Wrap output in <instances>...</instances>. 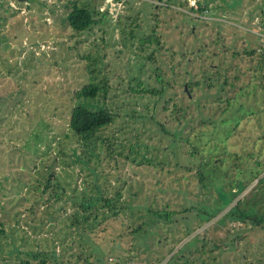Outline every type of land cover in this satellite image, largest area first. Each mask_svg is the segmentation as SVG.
Returning a JSON list of instances; mask_svg holds the SVG:
<instances>
[{
  "label": "rangeland",
  "instance_id": "rangeland-1",
  "mask_svg": "<svg viewBox=\"0 0 264 264\" xmlns=\"http://www.w3.org/2000/svg\"><path fill=\"white\" fill-rule=\"evenodd\" d=\"M66 1L0 0V264L26 258L24 248L52 245L42 233L46 222L58 221L60 226L72 211H89L91 207L73 203L72 197L81 191L97 196L99 188L104 194L120 189L123 217L139 227L135 234L145 243L153 242L150 234L160 237L159 264H180L169 251L179 246L176 253L183 254L187 264H264V225L221 217L235 200L244 204L258 199L252 212L264 211V56L259 54L264 51V0H125L114 6L105 3V8L99 0H75L107 9L99 21L79 32L64 19ZM198 4L206 8L199 11ZM195 43L204 49L193 52ZM248 48L250 54L244 52ZM234 65L236 74L229 69ZM201 69L211 76L215 69L225 71L232 81L225 90L237 96L243 110L233 113L236 123L225 121L207 134L209 142L202 132L211 127L197 117H215L221 100L216 88L202 85L207 74H199ZM157 72L162 93L155 90L161 87ZM91 74L104 79L105 95L77 96L76 89ZM194 79L200 84H191L186 97L178 83L186 88ZM142 86L155 92L138 91ZM76 102L105 106L113 113L92 146L95 153L103 152L104 138L109 139L111 156H82V145L67 127L70 106ZM173 103L184 107L181 118L175 116L179 112L171 113ZM199 104H204L200 112ZM171 130L181 137L201 136L203 168L219 158L213 182L199 187L195 166H184L194 159L183 140L174 150V162ZM214 143L215 150L208 151ZM72 147L76 159H71ZM59 148L65 153H57ZM46 177L60 185L59 200L44 198ZM155 208L163 214L156 219L157 229L146 220ZM203 209L215 214L206 219ZM65 233L67 240L75 236ZM105 241L91 244L86 264H105ZM211 243L216 246L210 248Z\"/></svg>",
  "mask_w": 264,
  "mask_h": 264
},
{
  "label": "trees",
  "instance_id": "trees-1",
  "mask_svg": "<svg viewBox=\"0 0 264 264\" xmlns=\"http://www.w3.org/2000/svg\"><path fill=\"white\" fill-rule=\"evenodd\" d=\"M99 2L101 3L102 0H99ZM98 2V3H99ZM125 3V0H124ZM198 3V2H197ZM64 7H67L68 9H66V12L64 14V19L66 20V23L68 24V26L74 30V31H82L85 29L90 28V26L92 24H95L97 21H99L103 15V13L107 10V9H98V4L97 5H88V3L86 2H80V3H76L75 0H67L66 2H64L62 4ZM162 5V4H160ZM167 5V4H164ZM152 6L156 7L158 6V4H152ZM105 8V6H104ZM191 8V7H190ZM196 8L201 11L203 8H206L205 5H200L198 4L196 6ZM195 8V9H196ZM155 13V11H154ZM129 15H126V18ZM133 17V15H132ZM146 39H148V36L146 37ZM154 40L157 41V38L155 37ZM211 43H215L216 41H210ZM207 45V43H205ZM181 45V49H179V53H180V57L183 58L184 53H183V45ZM213 46V45H212ZM207 48V46L205 47ZM204 49V46L202 45H198L195 43V48L194 51L192 49L193 52H195L196 50H201ZM245 50V49H244ZM252 51V48H248L247 50H245L244 52L247 54H250ZM213 53V52H211ZM215 54V53H213ZM232 54H235L234 52H232ZM259 54L262 56H264V51L261 49V51L259 52ZM184 61L185 63H187V60L184 57ZM89 63L91 64V61H89ZM173 66V65H172ZM171 66V70L175 73V75L178 77L180 76L177 72L178 68H172ZM173 67H176L173 66ZM231 71H233V74H236V72L238 71L237 66L234 65L233 68H229ZM158 74V82L160 83L161 87L159 89H155L158 91V93H162L163 90V83H161V75L159 74V72H157ZM201 75H205L207 74V71L205 69H201L200 73ZM214 76H211L209 74H207L205 76L206 81L203 82L202 85H205L208 88L214 87L216 88V98L220 99V107L217 110H215L216 116L212 117L210 116H198L197 120L199 123H208L211 127V129L209 130L210 132H202V135L206 136L207 134H212L213 130L216 129V126L219 125L220 123H223L225 121L228 120H233V124L237 122V119L235 117V115L233 113L239 111L240 108V102L237 99V96L234 97L231 93V91H227L225 90L226 86H229L232 81L228 80V77H230L229 75H227L225 73V71H217L215 69L214 71ZM220 75H223L220 79ZM235 76V75H232ZM174 78L171 81V85L174 86L175 83H177L178 79ZM96 78L95 74H91L90 78L88 79V81L84 84H82L79 88L76 89L75 94L77 96H82V97H86V98H93L95 95L100 94L102 97L105 95V91H106V83L104 81V79H94ZM176 79V80H175ZM220 79V81H219ZM219 81V82H218ZM186 81H184L185 83ZM178 84H181V91L182 94L185 93L186 97L188 95V92L190 91V85L194 84H200L199 80L194 79L191 82L185 83L186 88L184 87V85H182L183 83H181L179 81ZM138 91H148L151 94L154 93V89L153 87H141L139 89H137ZM228 92V93H227ZM234 92V91H233ZM220 93H224V95L221 96L220 98ZM172 96V95H171ZM219 105V104H218ZM218 105H216L214 108H218ZM204 107V104H199V108H198V112H200V108ZM184 107L173 103L172 104V108H171V113L172 112H179L178 116H177V112L175 113L176 117L181 118V115L183 114V109ZM180 110V111H178ZM243 111V110H242ZM242 111H239V113H243ZM227 114H233L232 116H229ZM113 119V113L106 108L105 106H97V107H92L89 106L88 104L84 103V102H76L74 104H72L70 106L69 109V115H68V119H67V127L69 128L70 132L74 135L75 139L80 142V144L82 145V149H80L82 156L84 155L85 157H89L90 155H92L94 152V150L92 149V146L94 144L95 139H97V135L96 132H98V130L100 128H102L103 126L109 124ZM163 129V128H162ZM226 129V128H225ZM228 133V131L226 132V134ZM225 134V135H226ZM105 141H103L105 144L104 146L106 147L103 152H96L95 156H111V141L109 139L104 138ZM183 140L185 143L188 144V149H189V156L191 158L194 159V163H187V165H184L186 168L190 169V167L193 165L195 166V173L197 176V182L200 188L205 187L206 183L205 181L207 180H212L211 182H213L214 179H212L214 176H217V174H214L212 172L213 168L218 169L217 166L219 164V158L217 160V163L214 164L213 162L215 161V158L211 159V166L207 167V168H203L202 165L204 163H206V160H204V158L201 157V153H200V147H198V143L201 140V136H194L193 138H190L188 135H184L183 137L179 136L176 132H173L171 130V139H170V144H171V153L173 154V158H174V162L176 161V155L174 153V150H177V147L179 146V142ZM207 141H210V137L207 135ZM210 147H208V151L211 150H215V148L217 147L216 143H214L213 145H209ZM59 154H64L65 151L62 148H59L57 151ZM120 152L118 151L117 154H119ZM211 154V153H210ZM209 155V154H208ZM207 155V156H208ZM192 161V160H191ZM213 173V174H212ZM117 176V175H116ZM114 176L113 179H118L121 180V182H123V180L119 177ZM49 178L46 177L45 178V182L43 183V187L41 190H45V188L48 187V191L53 194L56 195L55 198H59V195H61L63 192L61 190V187L59 186V184L54 181L49 183ZM89 185H91L88 182ZM122 184V183H121ZM121 184H119L120 186H122ZM118 185V186H119ZM119 188L118 189H114L112 191L111 195H108L107 192L106 194H104L101 191H104V189L98 190L97 194L99 195V197H93V195H84V191H81V195H75L72 197L73 199V203H75L76 201L80 204L81 207L86 208L87 205L89 207H91V210H104V209H108V210H112L113 212H115L116 209H120V205L118 203V195H119ZM215 193L217 196L219 194V190H215ZM88 196V197H87ZM234 197V196H233ZM232 197V198H233ZM229 199L226 204L232 200ZM258 200V199H257ZM255 200V202L257 201ZM90 201V202H88ZM255 202L251 201L249 203H244V204H239L238 200H235L225 211L224 213L221 215L222 218L225 217H229L232 219H239V220H244V221H248L251 226L253 227H262L264 225V211H262L261 213L256 212L254 210V212H252V208H255ZM93 203V204H92ZM254 204V206H252ZM252 206V208H251ZM264 206V205H262ZM192 205H190L189 208H191ZM89 209V210H90ZM221 208H217V210H220ZM154 211L157 213L158 211V215L163 216V214L160 212L159 208H155ZM205 215H206V219H208L210 216L214 215L215 213H213V211H211L210 213H212L210 215L209 211L206 212L205 209L202 210ZM250 213V214H248ZM166 215V213H164ZM2 229L0 228V233H1ZM14 264H31L30 261L26 258H19Z\"/></svg>",
  "mask_w": 264,
  "mask_h": 264
},
{
  "label": "flooded vegetation",
  "instance_id": "flooded-vegetation-1",
  "mask_svg": "<svg viewBox=\"0 0 264 264\" xmlns=\"http://www.w3.org/2000/svg\"><path fill=\"white\" fill-rule=\"evenodd\" d=\"M69 153L72 157L71 159L77 158V155L76 158H74V155L71 153V148H69ZM45 190H47L44 197L45 199H57L55 198V194L48 191V187L45 188ZM98 190H101V188ZM107 194L111 195L112 193L109 192ZM93 197H99V195ZM60 198L61 195H59L57 200ZM150 210L147 212L150 216H148L146 220L147 222L149 221L148 223L150 226H154L159 215L158 211L156 213L154 209ZM49 213H47V215ZM138 215V217L141 218L138 222H142L144 218L140 214ZM48 217H51V215ZM114 221H117L118 225L117 223L114 224ZM88 222L91 224H88ZM96 222L100 224L103 223V225H96ZM92 223L94 224L92 225ZM57 224L58 221L48 220L44 226L45 231L42 232L44 236L47 235L49 237L52 245H44L39 249L34 247L32 249L24 248L22 250V253H24L23 255L26 256V259H28L31 264H33V261L40 262L41 264H86L88 260H91V244L102 238L107 240L105 242L108 248L101 257L105 264H137L140 258L142 262L140 264H159V246L162 244L160 237L157 236L153 239L152 234H150V239L153 242L150 244H148V242L145 243L139 235L135 234L139 227L129 225L128 220L124 219L121 209H116L115 212L108 209L98 211L90 209L81 214H79L78 211H72L71 215H68L66 222L62 220L60 221V226ZM150 226L148 228H150ZM156 226L157 225H155V227ZM65 229L73 232L75 236L67 240L68 236L65 233L67 230ZM95 229L98 230L95 232L96 236H93L92 233ZM83 236L87 237V239L84 238V241L80 239ZM132 237L136 238L138 242H133ZM54 244H56V248L53 247ZM153 244L157 246L153 247ZM34 246L37 245L34 243ZM215 246L216 244L211 243L210 248ZM133 248H135V250L138 248L137 252L133 251ZM172 249L173 247L169 250L172 258L178 257L182 264L188 263L183 254L176 253L177 250L180 249V246ZM142 254H144V256ZM201 264L207 263L201 261Z\"/></svg>",
  "mask_w": 264,
  "mask_h": 264
},
{
  "label": "built area",
  "instance_id": "built-area-1",
  "mask_svg": "<svg viewBox=\"0 0 264 264\" xmlns=\"http://www.w3.org/2000/svg\"><path fill=\"white\" fill-rule=\"evenodd\" d=\"M102 2L104 3V6H105V3H107L108 6H109V4L114 6V4L117 5L118 3L123 4V3H124V0H102ZM162 2H164V0H162L161 3H162ZM191 3H192V2H191ZM9 4L12 5V2H9ZM107 4H106V5H107ZM12 6H14V5H12ZM104 6H102V7L104 8ZM102 7H99V10H100V9L102 10ZM114 16H115V15H114Z\"/></svg>",
  "mask_w": 264,
  "mask_h": 264
},
{
  "label": "water",
  "instance_id": "water-1",
  "mask_svg": "<svg viewBox=\"0 0 264 264\" xmlns=\"http://www.w3.org/2000/svg\"><path fill=\"white\" fill-rule=\"evenodd\" d=\"M16 1H18V2H24V1H26V0H16ZM71 153L74 155V158H76V154H75V149H74V147L71 148Z\"/></svg>",
  "mask_w": 264,
  "mask_h": 264
}]
</instances>
